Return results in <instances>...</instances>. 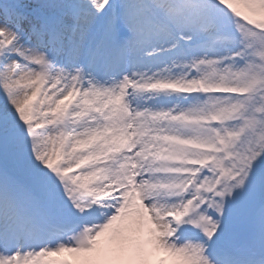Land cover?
<instances>
[{
	"label": "snow or ice",
	"instance_id": "snow-or-ice-1",
	"mask_svg": "<svg viewBox=\"0 0 264 264\" xmlns=\"http://www.w3.org/2000/svg\"><path fill=\"white\" fill-rule=\"evenodd\" d=\"M0 264H264V0H0Z\"/></svg>",
	"mask_w": 264,
	"mask_h": 264
}]
</instances>
